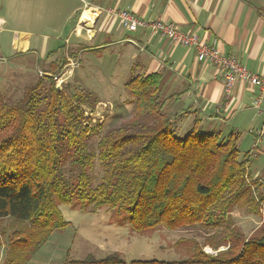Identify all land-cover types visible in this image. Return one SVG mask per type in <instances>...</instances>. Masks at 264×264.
I'll return each mask as SVG.
<instances>
[{
    "label": "trees",
    "instance_id": "trees-1",
    "mask_svg": "<svg viewBox=\"0 0 264 264\" xmlns=\"http://www.w3.org/2000/svg\"><path fill=\"white\" fill-rule=\"evenodd\" d=\"M49 82L47 88L41 79L26 86L13 104L0 95V219L35 228L9 237L13 262L25 264L52 230L66 227L58 220L62 202L92 212L103 207L124 211L135 232L159 226L171 231L195 225L221 228L235 205L262 212L261 185L251 182L246 161H239L238 135L204 133L197 121L180 135L178 115L167 112L160 75L132 77L125 84L135 98V111L100 137L96 154L88 150L91 131L80 106L92 108L98 100L87 91L68 95ZM95 159L102 176L91 187L88 171ZM67 163L77 168L75 177L63 175ZM254 232L235 247L240 235L229 230L227 239L212 246L224 250L206 254L195 245L191 256L180 261L127 263L113 252L64 264H264V220Z\"/></svg>",
    "mask_w": 264,
    "mask_h": 264
},
{
    "label": "crops",
    "instance_id": "crops-1",
    "mask_svg": "<svg viewBox=\"0 0 264 264\" xmlns=\"http://www.w3.org/2000/svg\"><path fill=\"white\" fill-rule=\"evenodd\" d=\"M76 1L77 4L74 0H62L57 7L62 8L63 12L70 9L65 12L62 20L76 15L73 25L67 24L60 28L68 34L65 39L66 49L70 46L73 49V57L65 58L67 64L64 67L69 65L70 60L78 62V66L71 71L73 73L81 68V50L87 51L89 55H96L94 51L102 48L107 39L116 42L118 46L115 49L101 56L104 61L94 57L99 66L93 61V56L88 60V65H97L101 70L108 58L105 69L109 72L110 68L112 71L118 66L123 72L118 76L124 80L123 84L136 76L160 75L164 84L162 95L167 99V112L171 116L178 115L176 128L179 134H185L194 121L199 123L200 130L204 133H220L222 137L231 132L236 133L239 161H246L250 179L261 183L264 196V135H260L264 129V95L258 111L254 106L259 95L257 88L237 80L228 102L225 103L220 68L198 62L194 48L173 44L148 28L137 27L134 32L128 31L118 18L106 11L125 10L142 21L160 19L171 23L184 33L196 34L201 41L214 45L221 54L234 58L249 71L264 78V0ZM84 21L90 24L89 28ZM2 22L0 19V27ZM56 31L59 32L58 28ZM31 37L32 33L28 31L15 32L12 48L18 54L30 56L23 62L34 59L36 67L52 69L55 60L63 52L47 36H43L38 49L31 48ZM60 65L56 72L61 69ZM263 213L264 208L261 214ZM6 220L10 223L9 226L0 227V264H19L11 258L8 239L25 228L12 225L13 221L9 218L0 219V226ZM45 244L46 242L31 252L25 264L51 263L50 252L43 248L46 247ZM30 251L29 249V253ZM68 254L69 251L65 259L58 256L60 264L69 259ZM89 254L91 253L87 255ZM42 255L45 256L44 261L41 260Z\"/></svg>",
    "mask_w": 264,
    "mask_h": 264
},
{
    "label": "rangeland",
    "instance_id": "rangeland-1",
    "mask_svg": "<svg viewBox=\"0 0 264 264\" xmlns=\"http://www.w3.org/2000/svg\"><path fill=\"white\" fill-rule=\"evenodd\" d=\"M61 2L62 0H0V19L3 20L0 27V95L4 96L6 102L15 103L21 97L23 89L36 84L39 79L43 80V87L47 88L49 80H53L45 73L60 74L64 65L67 64L65 58L73 57L71 46L68 50L65 46L68 34L62 32L60 28L67 24L73 25L76 15L62 20L65 12H69L70 9H65L63 12L62 8H57ZM74 3L77 4V1L74 0ZM59 14L62 16L60 17ZM84 15L87 16V14ZM57 28L59 32L56 31ZM68 28L71 29V27ZM22 31L32 33L31 48L38 49L43 36H47L57 49H61L63 53L55 60L52 69L36 67L34 59L23 62L30 56L18 54L12 48L15 32ZM116 46H118L116 42L107 39L102 48L93 50L97 53L96 55H89L87 51L81 50V68L71 73L62 84H55L53 81L56 89L66 90L68 95L87 91L98 100L92 108L88 105L80 106L84 118L89 120L87 126L91 132L86 140L88 150L95 154L98 151L97 143L100 137L109 129L116 128L121 122L129 120L135 111V98L129 95L123 84L124 80L118 77L123 74L122 70L116 66L111 71L110 65L108 72L104 67L109 62L108 58L99 70L97 60L94 59L95 57L104 61V57L101 56L115 49ZM90 57L97 65H88ZM59 64L61 69L56 72ZM39 71L43 73V76L39 74ZM126 80L128 81L129 77ZM97 125H100V129ZM62 173L69 178L75 177L78 171L67 163L62 168ZM88 175L91 187L99 183L102 167L97 159L94 160ZM256 184L261 185L258 181ZM57 208L58 220L66 223V227L52 230L46 240V247L43 248L50 252L51 263L46 257L49 264H60L58 256L65 259L67 251H69V259L72 260L82 259L88 253L95 258H102L116 251L127 263L136 260H184L191 256L195 245H200L206 254L214 255L225 249L220 247L215 251L212 246L221 242L222 239H227L229 230L240 235V239L232 243L233 246L239 247L241 242L249 238L264 220L263 214H252L243 205H235L221 228L195 225L171 231L159 226L153 230L135 232L130 229L124 211L103 207L92 212L90 208L81 210L78 204L63 202L58 203ZM9 219L13 221L12 225L26 228L25 232L35 229L31 223H19ZM9 224L7 220L2 221L0 227H6ZM18 244L25 245L24 242H18ZM41 260H45L44 255L41 256Z\"/></svg>",
    "mask_w": 264,
    "mask_h": 264
},
{
    "label": "built area",
    "instance_id": "built-area-1",
    "mask_svg": "<svg viewBox=\"0 0 264 264\" xmlns=\"http://www.w3.org/2000/svg\"><path fill=\"white\" fill-rule=\"evenodd\" d=\"M87 6V5H85ZM119 19L121 25L128 31L134 32L137 27L148 28L159 33L173 44H179L186 48H194L196 51V60L206 62L222 70L223 74V93L224 101L228 102L233 86L237 80L248 83L250 86L257 88L259 95L254 101L255 108L260 111L259 106L264 95V78L249 71L243 64L234 58L221 54L214 45H208L201 41L196 34L184 33L177 29L173 24L163 20L142 21L134 14L125 10H106ZM77 62H70L68 66L63 67L60 74L50 76L55 84H62L71 74L73 68L77 67ZM70 67V68H69ZM43 76V73L39 71ZM260 135H264V129ZM259 135V136H260Z\"/></svg>",
    "mask_w": 264,
    "mask_h": 264
},
{
    "label": "bare ground",
    "instance_id": "bare-ground-1",
    "mask_svg": "<svg viewBox=\"0 0 264 264\" xmlns=\"http://www.w3.org/2000/svg\"><path fill=\"white\" fill-rule=\"evenodd\" d=\"M84 22H85V24H86L85 26H86L87 28H89V25H90V24H89L87 21H84ZM77 27H78V26H77ZM77 31H78V29H77ZM89 33H90V32H89ZM76 34H77V33H76Z\"/></svg>",
    "mask_w": 264,
    "mask_h": 264
}]
</instances>
